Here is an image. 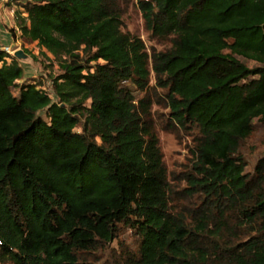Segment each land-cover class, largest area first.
<instances>
[{
	"label": "trees",
	"instance_id": "obj_1",
	"mask_svg": "<svg viewBox=\"0 0 264 264\" xmlns=\"http://www.w3.org/2000/svg\"><path fill=\"white\" fill-rule=\"evenodd\" d=\"M132 3L170 49L122 31ZM19 5L24 42L59 64L58 102L0 52V264H84L122 227L138 249L116 264H264V158L247 173L241 154L264 126V0ZM152 74L171 128L197 132L182 189L151 118Z\"/></svg>",
	"mask_w": 264,
	"mask_h": 264
},
{
	"label": "rangeland",
	"instance_id": "obj_2",
	"mask_svg": "<svg viewBox=\"0 0 264 264\" xmlns=\"http://www.w3.org/2000/svg\"><path fill=\"white\" fill-rule=\"evenodd\" d=\"M122 31L132 36L142 39L149 53L153 50L166 51L171 48L169 40H157L151 37L145 28L142 14L139 12L135 3H132L128 12L123 18ZM38 48V47H36ZM28 49H31L28 47ZM32 48V50H34ZM0 52L5 53L2 49ZM38 53V52H37ZM38 57L37 64L33 68H26V76L32 77L29 81H37L44 85V81H52L59 74V64L50 54H35ZM241 62L249 68L256 67L254 62L246 61L239 58ZM46 76V79L44 78ZM43 79H45L43 81ZM132 87V86H130ZM134 96L137 101L145 97V93L137 91L133 88ZM150 98L152 101L151 118L155 128V133L159 139V146L163 155V161L168 171L169 179L177 189L185 187L184 182H180V178L192 169L194 161L193 149L196 131H185L170 126V111L166 107L165 95L166 91L156 87L154 76L152 74L150 90ZM82 132V129H77ZM241 154L245 156L248 167L247 173H253L257 162L264 158V126L256 125L254 134L243 144ZM138 249V241L133 230L122 227L118 238L110 244L106 250L87 256L84 264H116L120 255L129 252H136ZM96 255V256H95Z\"/></svg>",
	"mask_w": 264,
	"mask_h": 264
},
{
	"label": "crops",
	"instance_id": "obj_3",
	"mask_svg": "<svg viewBox=\"0 0 264 264\" xmlns=\"http://www.w3.org/2000/svg\"><path fill=\"white\" fill-rule=\"evenodd\" d=\"M19 3H21V0H0V50L9 47L15 52L23 50L31 53L28 60L19 61L25 71V80L23 82H26L29 81L27 79L32 78L26 76V68H33V65L37 64L38 57L35 54H39L40 49L36 48V44H26L22 38L16 17L17 13L23 11ZM28 47L31 49H28ZM34 47L35 49L32 50Z\"/></svg>",
	"mask_w": 264,
	"mask_h": 264
},
{
	"label": "built area",
	"instance_id": "obj_4",
	"mask_svg": "<svg viewBox=\"0 0 264 264\" xmlns=\"http://www.w3.org/2000/svg\"><path fill=\"white\" fill-rule=\"evenodd\" d=\"M8 56L13 57L15 51H13L11 48L9 47H5L2 49ZM44 78L46 79V76L44 75ZM43 79V81L45 80ZM39 89H41L42 91H44L51 99L53 102L57 103L58 102V97L56 95V92L53 88V82L48 80V81H44V85L40 86Z\"/></svg>",
	"mask_w": 264,
	"mask_h": 264
},
{
	"label": "water",
	"instance_id": "obj_5",
	"mask_svg": "<svg viewBox=\"0 0 264 264\" xmlns=\"http://www.w3.org/2000/svg\"><path fill=\"white\" fill-rule=\"evenodd\" d=\"M13 57L18 61H26L29 59V55L26 54L23 50L16 51Z\"/></svg>",
	"mask_w": 264,
	"mask_h": 264
}]
</instances>
